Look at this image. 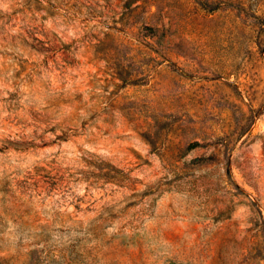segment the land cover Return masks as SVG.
<instances>
[{
    "label": "rangeland",
    "instance_id": "obj_1",
    "mask_svg": "<svg viewBox=\"0 0 264 264\" xmlns=\"http://www.w3.org/2000/svg\"><path fill=\"white\" fill-rule=\"evenodd\" d=\"M0 264H264V0H0Z\"/></svg>",
    "mask_w": 264,
    "mask_h": 264
}]
</instances>
